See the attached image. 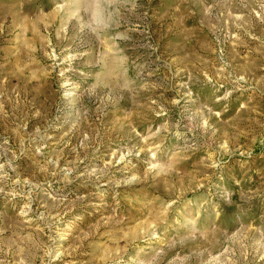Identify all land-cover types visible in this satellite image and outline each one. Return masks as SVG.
<instances>
[{"label": "rangeland", "instance_id": "obj_1", "mask_svg": "<svg viewBox=\"0 0 264 264\" xmlns=\"http://www.w3.org/2000/svg\"><path fill=\"white\" fill-rule=\"evenodd\" d=\"M0 264H264V0H0Z\"/></svg>", "mask_w": 264, "mask_h": 264}]
</instances>
